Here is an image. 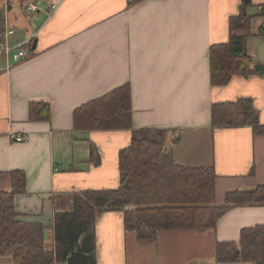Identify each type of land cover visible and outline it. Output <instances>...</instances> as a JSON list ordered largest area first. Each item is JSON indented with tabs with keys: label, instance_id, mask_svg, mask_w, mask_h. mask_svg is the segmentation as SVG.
Instances as JSON below:
<instances>
[{
	"label": "crops",
	"instance_id": "obj_1",
	"mask_svg": "<svg viewBox=\"0 0 264 264\" xmlns=\"http://www.w3.org/2000/svg\"><path fill=\"white\" fill-rule=\"evenodd\" d=\"M30 3L38 10L26 15ZM244 3L249 30L235 35H245L254 70L264 67V0H0V48L27 40L34 47L18 62L12 53L1 59L0 193L12 190L11 172L24 174L15 212L45 227L47 250L55 249L54 215L71 210L74 194L118 187V153L132 131H168L176 164L213 168L217 206L229 193L264 186V132L211 123L213 104L246 98L264 129V74L210 83L209 48L229 42V18ZM124 85L131 129L74 130L76 110ZM32 102L49 106L48 121L29 119ZM92 147L98 164L90 160ZM260 225L264 205H233L214 229L163 230L141 242L124 228L121 212L107 211L95 222L96 264H253L217 263L215 246L237 243L243 229ZM0 264L12 262L0 257Z\"/></svg>",
	"mask_w": 264,
	"mask_h": 264
},
{
	"label": "trees",
	"instance_id": "obj_2",
	"mask_svg": "<svg viewBox=\"0 0 264 264\" xmlns=\"http://www.w3.org/2000/svg\"><path fill=\"white\" fill-rule=\"evenodd\" d=\"M246 4L229 18V42L209 48L212 86H224L234 75L254 73L245 52L246 37L235 35L249 30L252 16L246 14ZM28 107L31 121L50 119L47 104L32 102ZM211 123L220 128L250 125L264 132L246 98L213 104ZM73 126L74 130L131 129L128 85L76 110ZM168 136V131L156 129L131 132L129 147L118 153V187L76 193L70 211L55 213L54 251L45 248L43 225L18 220L14 199L25 190L26 179L20 171L11 172L12 190L0 193V257L10 258L12 264H96L95 222L101 213L121 212L124 228L134 231L138 241L148 242L163 230L214 229L233 205H264V186L229 193L223 206L215 205L213 168L176 164L168 152ZM98 158L92 147L91 162L98 164ZM215 261L264 264V225L243 229L237 243H217Z\"/></svg>",
	"mask_w": 264,
	"mask_h": 264
},
{
	"label": "built area",
	"instance_id": "obj_3",
	"mask_svg": "<svg viewBox=\"0 0 264 264\" xmlns=\"http://www.w3.org/2000/svg\"><path fill=\"white\" fill-rule=\"evenodd\" d=\"M143 0H128L129 4H137L142 2ZM51 9L54 11L55 10V6H52ZM259 11L260 13L264 14V6H259ZM25 10L30 12V13H35L38 10V7L35 3H30L28 5L25 6ZM12 34V31L8 30L4 35H10ZM32 45V41L31 40H27L22 44L17 45L16 47H14L13 49H10L8 47H3L0 48V72L4 71L6 68L2 65L1 59L4 57H7L10 53H12V59L15 62H18L22 59H25L28 57V51L30 50ZM14 140L16 142H21L23 141V138L20 136H17L14 138Z\"/></svg>",
	"mask_w": 264,
	"mask_h": 264
},
{
	"label": "water",
	"instance_id": "obj_4",
	"mask_svg": "<svg viewBox=\"0 0 264 264\" xmlns=\"http://www.w3.org/2000/svg\"><path fill=\"white\" fill-rule=\"evenodd\" d=\"M32 48H34V47L32 46ZM254 71H257L260 74H264V67L262 65H255Z\"/></svg>",
	"mask_w": 264,
	"mask_h": 264
},
{
	"label": "rangeland",
	"instance_id": "obj_5",
	"mask_svg": "<svg viewBox=\"0 0 264 264\" xmlns=\"http://www.w3.org/2000/svg\"><path fill=\"white\" fill-rule=\"evenodd\" d=\"M21 9H22V8H21ZM22 11H23L24 13H26V15H27L28 12L24 9V7H23ZM45 248H46V249H50V248H51V245H50V244H46Z\"/></svg>",
	"mask_w": 264,
	"mask_h": 264
}]
</instances>
